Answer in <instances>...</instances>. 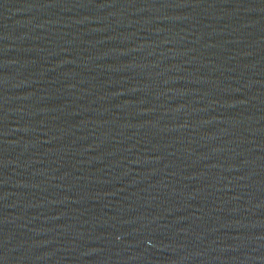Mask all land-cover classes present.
I'll use <instances>...</instances> for the list:
<instances>
[{"label": "water", "instance_id": "obj_1", "mask_svg": "<svg viewBox=\"0 0 264 264\" xmlns=\"http://www.w3.org/2000/svg\"><path fill=\"white\" fill-rule=\"evenodd\" d=\"M0 264H264V0H0Z\"/></svg>", "mask_w": 264, "mask_h": 264}]
</instances>
